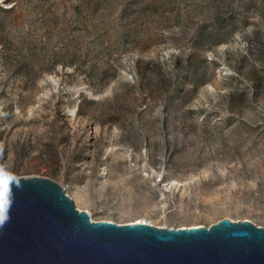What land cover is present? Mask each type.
I'll list each match as a JSON object with an SVG mask.
<instances>
[{"label": "rangeland", "instance_id": "1", "mask_svg": "<svg viewBox=\"0 0 264 264\" xmlns=\"http://www.w3.org/2000/svg\"><path fill=\"white\" fill-rule=\"evenodd\" d=\"M0 168L94 220L264 226V0H0Z\"/></svg>", "mask_w": 264, "mask_h": 264}, {"label": "water", "instance_id": "2", "mask_svg": "<svg viewBox=\"0 0 264 264\" xmlns=\"http://www.w3.org/2000/svg\"><path fill=\"white\" fill-rule=\"evenodd\" d=\"M17 177L0 264H264V226L249 219L177 227L94 220L55 180Z\"/></svg>", "mask_w": 264, "mask_h": 264}, {"label": "clouds", "instance_id": "3", "mask_svg": "<svg viewBox=\"0 0 264 264\" xmlns=\"http://www.w3.org/2000/svg\"><path fill=\"white\" fill-rule=\"evenodd\" d=\"M21 187L20 178L11 172L0 168V230L11 220L12 187Z\"/></svg>", "mask_w": 264, "mask_h": 264}, {"label": "bare ground", "instance_id": "4", "mask_svg": "<svg viewBox=\"0 0 264 264\" xmlns=\"http://www.w3.org/2000/svg\"><path fill=\"white\" fill-rule=\"evenodd\" d=\"M168 184H170L169 187H171V186L176 187L177 185H181V182H179V181H175V180H172L171 182H167V183H165L164 185L167 187ZM135 221H140V222L143 221V222H148V223L151 224L150 221H147L145 218H142V217H140V218H135V219L131 220V222H135ZM195 225H196V224H195ZM192 226H193V225H192Z\"/></svg>", "mask_w": 264, "mask_h": 264}]
</instances>
